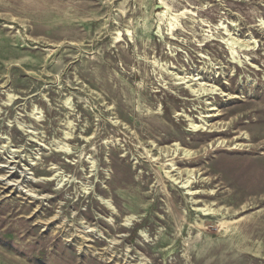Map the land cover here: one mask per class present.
<instances>
[{"label":"rangeland","instance_id":"rangeland-1","mask_svg":"<svg viewBox=\"0 0 264 264\" xmlns=\"http://www.w3.org/2000/svg\"><path fill=\"white\" fill-rule=\"evenodd\" d=\"M0 264H264V0H0Z\"/></svg>","mask_w":264,"mask_h":264},{"label":"bare ground","instance_id":"bare-ground-1","mask_svg":"<svg viewBox=\"0 0 264 264\" xmlns=\"http://www.w3.org/2000/svg\"><path fill=\"white\" fill-rule=\"evenodd\" d=\"M195 127H200V125L198 126V125H195ZM189 153V152H188ZM175 168V167H174ZM190 181H187L186 183H185V186L189 183Z\"/></svg>","mask_w":264,"mask_h":264},{"label":"water","instance_id":"water-1","mask_svg":"<svg viewBox=\"0 0 264 264\" xmlns=\"http://www.w3.org/2000/svg\"><path fill=\"white\" fill-rule=\"evenodd\" d=\"M160 7H161V5H160V4H157V5H156V8H160Z\"/></svg>","mask_w":264,"mask_h":264}]
</instances>
